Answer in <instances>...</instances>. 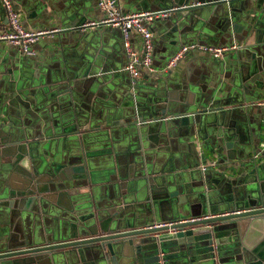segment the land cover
I'll list each match as a JSON object with an SVG mask.
<instances>
[{
    "label": "crops",
    "instance_id": "crops-1",
    "mask_svg": "<svg viewBox=\"0 0 264 264\" xmlns=\"http://www.w3.org/2000/svg\"><path fill=\"white\" fill-rule=\"evenodd\" d=\"M11 2L28 30L67 29L41 38L34 45L32 56L0 42V163L15 159L14 154L4 151V141L25 147L28 156H23V166L29 167L33 162L52 176L61 173L69 176L68 159L73 153H62L56 137L60 132L59 116L70 106L67 84L74 81L79 89L84 78L96 76L105 80L101 83L105 88L100 91L101 101L112 106L117 120L124 122L119 125L124 129L123 144L133 141L134 132L139 130L145 154L138 161L145 164L149 173L157 175L153 199L168 201L172 208L171 194L179 190L182 199L191 200V204L187 202L189 208L180 211L182 216L198 210L202 215H214L212 208L217 210L216 215L227 211L224 198L234 194L235 182L252 168L246 165L250 158L247 160L239 149L253 145L254 136L261 133L264 140V120L261 122L264 102L252 104L256 101V80L262 86L256 90L258 98L264 97V53L259 56L254 49L246 50L250 31L237 25L243 21L239 1L192 0L186 6L178 4V0H119L125 11L153 12L172 6L178 9L172 17L156 18L149 24L155 42L154 72L138 79L124 70L126 54L120 28L92 27L86 32L78 29L86 22H99L105 17L97 0ZM228 3L230 15L226 11ZM262 4L264 0H250L249 9ZM0 16L3 27H8L1 0ZM132 40L133 46L139 49V39L133 35ZM194 42L240 47L229 50L219 60L209 53L192 51L176 66H168L180 47ZM252 47L258 49L255 45ZM245 88L250 92H245ZM222 107L226 110L219 116ZM155 112L153 118L158 119L151 127L148 119ZM96 118H100L99 113ZM224 128L236 130L235 160L229 159L226 152L219 157L214 151L218 148L217 134ZM20 151L16 149L22 156ZM167 170L172 172L165 177ZM74 182L77 185L67 180L66 190L73 193L60 195L58 204L43 200L45 208L35 200L19 209L18 217L11 223L4 211H0V254L63 244L59 246L58 264H65L64 253L73 248L65 243L71 240L72 234L80 236L81 231L94 230L100 223L99 214L104 219L103 225L111 227L112 221L106 218L105 212L118 196L98 186L88 192L84 181ZM141 215L139 226L156 222L152 215ZM118 257L119 264H134L133 259ZM217 258L224 264H234L232 255ZM84 259L83 263L79 260L77 263L109 264L96 262L91 250L84 253ZM3 260H7L6 264H48V259L37 260L29 254L11 255Z\"/></svg>",
    "mask_w": 264,
    "mask_h": 264
},
{
    "label": "water",
    "instance_id": "water-1",
    "mask_svg": "<svg viewBox=\"0 0 264 264\" xmlns=\"http://www.w3.org/2000/svg\"><path fill=\"white\" fill-rule=\"evenodd\" d=\"M190 1L192 0H178V4L190 6ZM220 1L240 2L239 12L243 21H239L237 25L250 31L247 42L249 47L246 50L254 49L259 56L262 55L264 4L249 9L250 0ZM174 8L177 7L154 11H172L171 15L165 16L172 17L174 11L178 10ZM226 11L230 15L229 3ZM254 45L259 50L253 48ZM254 63L256 61L251 64ZM104 82L103 78L91 76L82 80V87L79 89L75 87L74 81L67 84L66 93H70V106L59 116L60 132L56 137L62 153H73L68 159V166L71 167L69 176L64 177L62 173L52 176L42 172L33 162L29 167L23 166V156H28L25 147L3 141L4 151L15 156L14 161L2 160L0 163V211H4L7 221L11 223L18 217L19 209L28 207L35 200L45 208L47 205L43 200L58 204L60 195L73 193L72 190H66L69 185L66 184L67 180L73 185H77L74 181L79 180L87 184L85 189L88 192L98 186L101 190L105 188L109 194L117 195L118 199L113 200L109 211L105 212L106 218L112 221L111 227L103 225L104 219L99 214L100 223L95 225L94 230L85 233L81 231L80 236L72 234L71 240L65 243L73 247L64 253L65 264H79L78 260L83 263L87 250L93 251L96 262L107 261L109 264H119V255L133 259L134 264H203L210 261L212 264H224L217 257L226 254L233 256L234 264H264V149L261 150L260 147L264 141L262 133L254 136L253 145L239 149L246 154L247 160L250 158L246 165L250 164L252 168L235 182L234 194L224 198L228 207L225 212L227 214L217 216V210L212 208L213 217L176 225L175 228H179L176 232L170 231L168 227H149L155 220L139 226L137 223L143 217L142 213L154 216L156 222L203 215L198 210L199 212L182 216L180 211L188 209L187 202L191 204V200L182 199L179 190H174L171 194L172 208L168 201L153 199L157 175L149 173L145 164L138 161L145 154L142 137L137 129L134 132L136 138L128 145L123 144L124 129L119 125L124 122L117 120L116 113L111 111L112 106L101 101L100 91L105 89L101 83ZM256 86L262 87L260 80H256ZM257 88L254 89L256 101H252V104L264 102V97L258 98ZM244 90L250 92L249 88ZM225 110V107L219 108V116H223ZM98 113L100 118H96ZM156 114L157 112L152 113V117L148 119L151 127L158 119L153 118ZM263 120L264 116L261 122ZM222 131L217 134L218 148L214 151L218 152L219 157L226 152L229 159L235 160L238 149L235 147L238 140L236 130L224 128ZM15 147L21 150L22 156L16 153ZM21 148H24L23 151ZM248 153H251V157ZM257 153L259 155L255 157ZM18 166L23 167L17 168ZM17 172L24 176H18ZM171 172L172 170H167L164 176L168 177ZM26 204L28 205L25 206ZM85 236L86 238H78ZM61 245L63 244L32 247L16 253L0 254V264H6L7 260L3 259L16 254H29L37 260L46 258L48 264H58Z\"/></svg>",
    "mask_w": 264,
    "mask_h": 264
},
{
    "label": "built area",
    "instance_id": "built-area-1",
    "mask_svg": "<svg viewBox=\"0 0 264 264\" xmlns=\"http://www.w3.org/2000/svg\"><path fill=\"white\" fill-rule=\"evenodd\" d=\"M6 12L8 27H3L4 22L0 16V42L7 43L17 47L18 50L27 56L35 54L34 45L46 35L51 36L53 33L67 28L45 31V30H28L24 28L20 20L19 13L13 7L11 0H1ZM98 7L104 12L105 17L99 22L90 21L81 25L78 29L80 32H86L92 27H118L123 34V48L126 54V64L124 70L129 72L134 78H143L154 72V33L150 28L156 18L171 15L172 11H144L132 12L125 11L119 3V0H97ZM177 8H174V10ZM173 10V9H172ZM133 35L139 39V49L133 46ZM239 45L234 44L231 47L213 46L204 44H187L179 48L172 56L168 66L174 67L184 58L187 53L192 51H202L209 53L215 58H221L231 49H239ZM1 120V119H0ZM261 150L264 149V143L261 144ZM259 153L255 155L257 157ZM227 213L218 214L221 216ZM214 215L208 214L203 216L185 217L176 220L154 222L149 227H168L170 231H177L176 225L189 221H198L201 219L211 218Z\"/></svg>",
    "mask_w": 264,
    "mask_h": 264
},
{
    "label": "flooded vegetation",
    "instance_id": "flooded-vegetation-1",
    "mask_svg": "<svg viewBox=\"0 0 264 264\" xmlns=\"http://www.w3.org/2000/svg\"><path fill=\"white\" fill-rule=\"evenodd\" d=\"M6 253H10V252H6ZM12 253V252H11Z\"/></svg>",
    "mask_w": 264,
    "mask_h": 264
}]
</instances>
